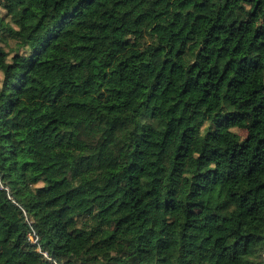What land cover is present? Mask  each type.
<instances>
[{"label":"trees","instance_id":"obj_1","mask_svg":"<svg viewBox=\"0 0 264 264\" xmlns=\"http://www.w3.org/2000/svg\"><path fill=\"white\" fill-rule=\"evenodd\" d=\"M4 1L0 264H264V0Z\"/></svg>","mask_w":264,"mask_h":264},{"label":"rangeland","instance_id":"obj_2","mask_svg":"<svg viewBox=\"0 0 264 264\" xmlns=\"http://www.w3.org/2000/svg\"><path fill=\"white\" fill-rule=\"evenodd\" d=\"M5 3L4 0H0V5ZM14 41H10V46H6L7 50H10L11 48H14ZM23 54V53H22ZM21 54V55H22ZM11 60V55L7 57V61ZM6 67H5V60H4V54L0 53V89L5 88V79H6ZM9 71V69H8ZM236 131L241 133L243 136L246 135V130L245 129H238L235 128Z\"/></svg>","mask_w":264,"mask_h":264},{"label":"built area","instance_id":"obj_3","mask_svg":"<svg viewBox=\"0 0 264 264\" xmlns=\"http://www.w3.org/2000/svg\"><path fill=\"white\" fill-rule=\"evenodd\" d=\"M30 232H29V240L36 245V250L46 259L50 261H54L52 256L47 250H44L42 246L40 245V237L39 234L37 233L36 229L30 224ZM56 263V261H54Z\"/></svg>","mask_w":264,"mask_h":264}]
</instances>
